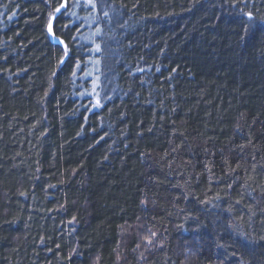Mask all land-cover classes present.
<instances>
[{
    "label": "trees",
    "instance_id": "1",
    "mask_svg": "<svg viewBox=\"0 0 264 264\" xmlns=\"http://www.w3.org/2000/svg\"><path fill=\"white\" fill-rule=\"evenodd\" d=\"M0 264H264V0H0Z\"/></svg>",
    "mask_w": 264,
    "mask_h": 264
},
{
    "label": "snow or ice",
    "instance_id": "2",
    "mask_svg": "<svg viewBox=\"0 0 264 264\" xmlns=\"http://www.w3.org/2000/svg\"><path fill=\"white\" fill-rule=\"evenodd\" d=\"M63 6V5H62ZM57 11H59V9H57Z\"/></svg>",
    "mask_w": 264,
    "mask_h": 264
}]
</instances>
